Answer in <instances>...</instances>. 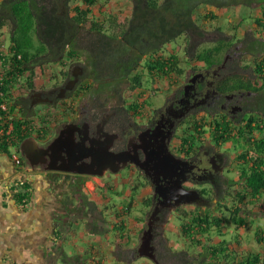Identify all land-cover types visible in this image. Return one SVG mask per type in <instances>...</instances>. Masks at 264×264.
I'll return each instance as SVG.
<instances>
[{"label": "flooded vegetation", "instance_id": "obj_1", "mask_svg": "<svg viewBox=\"0 0 264 264\" xmlns=\"http://www.w3.org/2000/svg\"><path fill=\"white\" fill-rule=\"evenodd\" d=\"M238 42L228 46L223 58L212 65L196 57L194 65L188 59L182 61L184 69L180 83L172 86L160 101L153 100L150 88L146 87L149 92L141 93L143 89L131 90L129 83L122 86L120 97L110 87L101 90V84L91 74L86 58L81 55L67 59L65 65L56 62V65L60 64L58 72L53 62L41 65L43 68L35 72L40 75L37 84L20 98L18 117L39 118L43 134H26L23 139L33 136L42 145L48 146L62 130L73 129L77 141L83 138L93 146L90 157L83 160L85 164H74L71 159L63 161L61 154L54 149L50 150L48 160L36 165L29 164L20 151L21 161L16 164L11 152L0 148V161L3 160L6 168L4 171L0 165V185H4V189H0L2 207L12 204L26 211L32 208L36 192L41 191L44 185L49 191H60L57 203L60 223L54 228L51 252L45 257L46 264H58L59 260H64L63 264L67 260L77 261L75 264H89L86 262L94 256L91 249L74 252L69 248L67 235L79 219L96 235H122L116 240L114 237L113 245L107 250L109 255L125 261L144 257L138 254V247L151 217L152 245L158 260L154 263L175 264L176 256L171 254V250L181 249L172 248L170 234L181 227L183 220L178 211L187 206L214 209L231 197L230 194L235 196L240 191L242 171L247 163L242 157L247 151L245 140L261 132L257 129L251 133L248 124L255 117L261 126L264 123V92L260 87L262 74L257 70L264 60V42L259 39L250 53L243 51L249 47V42ZM245 56H250L251 61H243ZM50 73L54 74L51 78L48 77ZM128 94L131 96L128 97ZM13 132L12 140L17 135L16 127ZM219 135L235 141V155L229 149L231 140L218 139ZM163 141L167 142L170 156L172 154L188 162L183 186L199 190L202 196L200 205H176L175 200L161 203L160 194H155L156 185L146 171L135 164V159L143 162L147 156L156 162V158L163 154ZM107 144L110 146L105 150ZM102 153L100 164L90 169L104 167L107 170L103 175L46 169L50 165L86 169L92 156L101 157ZM55 158L57 163L52 160ZM110 168L119 170L113 172ZM163 171L167 178L159 182L162 189L172 174L169 169ZM5 172L7 175L2 178ZM89 182L93 189L87 185ZM145 188L148 189L146 197ZM118 189L125 192L118 195V192L115 193ZM102 190L107 191V196L103 194L98 199L97 191L100 193ZM117 198L121 204L114 201ZM107 200L114 202L111 204ZM119 205L124 209L121 210ZM134 207H139L141 215L131 218ZM171 217L180 220V223L170 225ZM28 239L24 243L28 242L30 246L33 242V246L34 238ZM20 242L17 241L15 246H21L23 242ZM8 260L11 259L5 262Z\"/></svg>", "mask_w": 264, "mask_h": 264}, {"label": "trees", "instance_id": "obj_2", "mask_svg": "<svg viewBox=\"0 0 264 264\" xmlns=\"http://www.w3.org/2000/svg\"><path fill=\"white\" fill-rule=\"evenodd\" d=\"M131 1L132 15L124 24L119 22L117 13L105 15L104 19L91 18L89 14L99 0H83L86 7L80 4L72 6V0H1L0 29L8 23L10 28L9 52L13 54L10 73L20 77L30 70L26 81L29 87H33L36 66L41 70V65L46 62L65 65L67 59L81 55L86 58L91 74L101 84V90L110 87L120 97L122 86L128 83L131 90L137 91L164 78L172 81L175 74H182L177 56L173 53L163 55L162 52L167 44L182 35L189 38L191 34L204 35L203 24H197L195 19V10L200 5L217 8L260 5L262 15L253 18V21L259 28H264V0ZM204 17L216 18L211 11L203 16V21ZM240 41L250 43L243 50L249 53L253 50L252 46L259 43L250 29ZM232 44L224 40L219 46L198 52L196 58L212 65L220 60L222 49ZM257 70L262 74L260 87L264 92V60ZM248 84L252 87L251 82ZM20 101L19 98L17 103ZM15 125L18 132L20 122ZM248 125L251 133L257 129L264 133V123L261 126L258 118H252ZM219 138L231 140L222 135ZM245 141L247 151L242 157L246 159V169L242 171V187L234 196L240 205L231 210V217L227 218L210 211L200 213L196 209L189 217L187 215L181 228L183 236L193 243L202 242L201 239L212 230L215 235L222 236L221 226L225 221L237 227L245 226L248 218L240 216L241 206L254 207L264 197V136L260 139L248 137ZM250 222L254 224L255 221L251 219ZM255 237L258 243H264V228L261 225H257ZM235 242L237 248H229L228 241L221 239L205 247L204 252L192 254L188 249H181L171 250V254L176 256L175 264H208L209 261L215 264H264V249L243 248L240 234L235 237Z\"/></svg>", "mask_w": 264, "mask_h": 264}, {"label": "rangeland", "instance_id": "obj_3", "mask_svg": "<svg viewBox=\"0 0 264 264\" xmlns=\"http://www.w3.org/2000/svg\"><path fill=\"white\" fill-rule=\"evenodd\" d=\"M163 1V0H161ZM75 3V0L72 1ZM71 2V4H72ZM105 8H110L111 10L119 11V16L121 19V23H127L128 18L131 17L133 10V5L131 0H101ZM111 2L110 5L108 3ZM121 2V3H120ZM213 12L216 18H206L205 21H203V16L207 15L209 12ZM262 15V8L260 5L253 4L252 7H248L244 4H240L237 6H229L225 8H217L212 5H200L195 10V19L197 24L201 25L203 24V31L204 35L197 36L192 35L190 38L188 35H182L179 38H177L175 41L167 44L164 48V51L162 54H175L178 59V67L184 69V64L182 61L188 59L189 62H191L193 65L196 64L195 57L198 52H202L203 50H208L210 48L219 46L220 43H223L224 40L231 43H237L239 39L242 38L244 33L247 29H250V31L254 32V34L258 37V39H261L262 42H264V28H259L255 22L253 21V18L261 16ZM192 43V44H191ZM191 44V47H190ZM225 47V46H224ZM227 48L222 49L220 53V59L223 58V55L226 53ZM264 56V53L262 54ZM243 61H251L250 56H245L243 58ZM53 65H56V63L53 62ZM58 65V64H57ZM56 65V71L58 72L60 64ZM39 67V66H38ZM36 67V71H39L40 67ZM66 68V67H64ZM67 69V68H66ZM40 73V72H39ZM45 74V73H44ZM174 80L170 81L168 79H161L153 84H149L148 89L150 88V93L152 94L151 97H153V100L156 99L160 101L161 97H163L166 92L174 85L180 83L181 81V74L178 73L175 74ZM54 74H48V77H53ZM48 81H46V84ZM50 83V81H49ZM37 84V83H36ZM39 85V84H38ZM144 87L142 89H139L137 91L147 92L148 89ZM149 92V91H148ZM143 97V94H141ZM150 95V94H149ZM147 95V97H149ZM131 96L128 94V97ZM154 102L153 104H155ZM42 107V106H41ZM201 121V120H199ZM197 122V121H195ZM193 122V123H195ZM35 123H41L39 118H36ZM208 124V122H206ZM34 125V128L36 129L37 125ZM209 126V124H208ZM205 136H208L206 134ZM264 136V133L261 132L255 133L251 137L254 138H262ZM244 140V139H243ZM22 141V140H21ZM235 141L231 140L229 141L228 145L229 149L231 150V153L235 155L237 153V149L235 147ZM7 148L8 152H12L10 148H8L5 144H1L0 148ZM241 181V180H240ZM148 184H146V187ZM238 190V189H237ZM236 190V191H237ZM148 189L145 188V194L144 197L147 196ZM118 192V193H117ZM125 192L124 190L118 189L115 191L118 195H121V193ZM99 191H97L98 195ZM231 197H228L222 204L217 205L214 209H208L205 207H198L195 208L187 206L183 207L178 211V214L182 216V223L186 221L187 217H189L191 214H193V211L195 209L200 213H206V212H212L216 215H222V217H231V210L234 211V208L240 204L237 203L236 198H234V194H230ZM99 196H103L101 193H99ZM143 197V199H144ZM109 198V197H108ZM116 202L121 204V200L117 198L116 200H107L106 202ZM109 203V204H110ZM111 203V204H112ZM121 210L124 209L123 206H118ZM243 210L240 212V216H245L248 218L247 224L244 226H236V224L225 221L222 223L221 231L223 232L222 236L215 235V231L212 230L210 234H207V237H204L202 242L200 243H193L192 240H189L183 236V231L177 229V231L174 232V234H170V245L173 249H188L190 252L193 253H199L204 252L205 247H208L210 244H216L218 241H221V239H226L228 241V247L232 248L236 245L235 237L240 234L243 239V248H250L252 250H258V249H264V243H258L255 237L256 230L254 229L258 224L261 225L264 228V217L260 218V222L255 221L258 219V216H264V197L261 199L260 202H258L254 207L252 205L248 206H241ZM131 212V218H133L135 215H141V213L138 211L139 207L132 208ZM120 210V211H121ZM125 211V210H124ZM263 212V213H262ZM145 212H143L144 216ZM188 215V216H187ZM187 216V217H186ZM251 219H253L255 222L252 227V223L250 222ZM171 224L170 225H178L180 223V220L175 219L174 217H171ZM91 226V224H90ZM93 228V226H92ZM93 233V230H92ZM236 247V246H235ZM237 248V247H236ZM63 261H58L59 264H63ZM134 261V262H133ZM145 261H148L145 257H140L137 260H131L127 259L126 262L131 264H144ZM77 261L68 260L66 264H74ZM154 262V261H153ZM212 261H209L208 264H212ZM215 264V263H214ZM217 264V263H216Z\"/></svg>", "mask_w": 264, "mask_h": 264}, {"label": "crops", "instance_id": "obj_4", "mask_svg": "<svg viewBox=\"0 0 264 264\" xmlns=\"http://www.w3.org/2000/svg\"><path fill=\"white\" fill-rule=\"evenodd\" d=\"M99 1L100 2L94 6L92 12L89 14L91 18L104 19L105 15L108 16L110 13H117L119 16V11H116L114 9L111 10L110 8H108V6L107 8H105L101 0ZM79 4L82 7H86L83 0H75V3L72 2L71 5L75 6ZM110 4L111 2L108 3V5ZM119 22H121L120 16ZM5 37L7 38V43L9 46V27H7ZM0 162L2 170L5 171L6 168L3 164V160ZM6 175L7 174L5 172L2 175V178ZM87 185H89L90 189L94 188L91 182H89ZM0 189H4V185H0ZM100 193L107 196V191L105 190H102ZM36 195L37 196L34 198L35 201L32 204V208H29L26 211L19 210L16 207H13L12 204L8 205L7 207H2L3 204L0 201V264H46L45 257L47 253L51 252L54 228H56L58 226V223H60V210H58L57 207V203L59 201L58 198L60 197V191H58L57 189L49 191L48 187L44 185L41 191H39L38 193L36 192ZM97 197L98 199L101 197L99 196V193ZM261 217L264 216H258V219L255 221L260 222ZM256 227L254 228L255 230ZM120 235V233L116 236H113V234L109 233L96 235L85 227L84 221L79 219L78 223H73L72 229L67 235V239L71 245L69 248H71L74 252L77 250H92L94 255L92 257L94 259L92 258L86 263L129 264L125 260L116 259L113 255H109L107 253L109 247H111L114 243V237L116 240V238L120 237ZM28 237L34 238L35 243L33 246H31L33 242H30V246L28 245V242L24 243L26 240H29ZM17 241L23 242L22 244L20 242L21 246H15V243ZM241 242L243 245L242 236ZM235 246L237 247V243ZM260 250L261 249H259V251ZM6 259L11 260L5 262ZM133 262L131 264H133ZM144 264L155 263L148 260L145 261Z\"/></svg>", "mask_w": 264, "mask_h": 264}, {"label": "water", "instance_id": "obj_5", "mask_svg": "<svg viewBox=\"0 0 264 264\" xmlns=\"http://www.w3.org/2000/svg\"><path fill=\"white\" fill-rule=\"evenodd\" d=\"M74 82V81H73ZM67 88H71L67 87ZM112 137H110V141ZM162 152L163 154L153 160L149 156L146 157L145 161L140 162L135 159V164L144 169L152 180L153 185H156L155 194H160L161 203H166L169 200H175V204H201L202 196L198 189H188L183 186V182L186 180L184 173L188 169H186V165H188L187 161L181 160L178 157L171 156L167 153V142H162ZM92 145V144H91ZM89 142H86V139L81 138L79 141L76 140L75 131L70 130L66 131V129L61 131V134L56 137L48 146L42 145L35 137L30 136L23 139L20 143V151L24 157H26L29 164L36 165L44 162V160H48V155L50 156V150H58V154H61V158L64 161L65 159H71L74 164H85L83 162L85 157H90V152L93 149ZM64 146H67L65 148ZM110 144L106 145L107 150ZM63 149H61V148ZM78 154L75 155L77 152ZM82 151V153H80ZM80 153V154H79ZM105 153V152H104ZM100 156H92L91 164L89 168L81 169V168H71V167H63L57 165H50L46 167L48 170H62V171H72L78 173H89V174H97L103 175L106 172V168L100 167L99 169H90V167H94L95 164H100L103 159V153ZM60 156V155H59ZM43 159V160H42ZM60 159V158H59ZM55 163H57V158L52 159ZM97 161V162H96ZM87 164V163H86ZM34 167V166H33ZM124 167V165H123ZM150 168V169H149ZM152 168V173L150 172ZM171 170L172 174L169 175V179L167 181V185L163 187L159 184L160 181L165 180L166 174L163 170ZM111 171L117 172L118 168H110ZM150 170V171H149ZM176 178L174 179V177ZM156 211L153 212V216ZM148 228L143 232L141 237V243L138 247V254L140 256L147 257L158 263L156 255L154 253V246L152 245V217L148 220Z\"/></svg>", "mask_w": 264, "mask_h": 264}, {"label": "built area", "instance_id": "obj_6", "mask_svg": "<svg viewBox=\"0 0 264 264\" xmlns=\"http://www.w3.org/2000/svg\"><path fill=\"white\" fill-rule=\"evenodd\" d=\"M7 25L0 29V145L5 144L11 149L12 159L16 164L21 161V153L19 144L26 134H43L41 123H35L36 118L31 116L29 118L18 117L19 105L17 100L27 94L29 90L28 82L30 70L24 72L20 77H15L10 73L13 69L12 55L9 52V46L5 33L7 32ZM20 57V56H19ZM6 58V59H5ZM6 60V61H5ZM18 78V81L16 82ZM40 79V75L35 73L33 75V82L36 85ZM16 117L20 122V128L14 140H12V133L16 127ZM36 129L34 128V125Z\"/></svg>", "mask_w": 264, "mask_h": 264}]
</instances>
